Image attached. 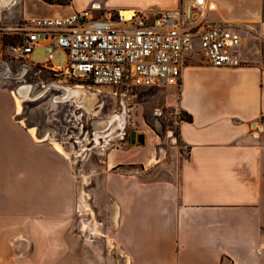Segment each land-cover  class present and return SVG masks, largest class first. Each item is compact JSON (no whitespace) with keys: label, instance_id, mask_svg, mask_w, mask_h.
I'll return each instance as SVG.
<instances>
[{"label":"crops","instance_id":"crops-1","mask_svg":"<svg viewBox=\"0 0 264 264\" xmlns=\"http://www.w3.org/2000/svg\"><path fill=\"white\" fill-rule=\"evenodd\" d=\"M160 1L149 9L179 3ZM209 1L221 9L216 22L232 20L224 0ZM59 7L0 0V26L18 34L33 18L97 14L100 4L73 0L64 15ZM244 56L241 67L195 62L183 69L171 93L179 91L178 107L193 122H178L184 147H171V161L157 143L107 153L98 189L106 231L84 224L115 243L120 264H264V60L245 47ZM19 114L15 96L0 85V264H102L74 233V160ZM135 164L143 171L114 170Z\"/></svg>","mask_w":264,"mask_h":264},{"label":"rangeland","instance_id":"rangeland-1","mask_svg":"<svg viewBox=\"0 0 264 264\" xmlns=\"http://www.w3.org/2000/svg\"><path fill=\"white\" fill-rule=\"evenodd\" d=\"M95 1L100 4L97 14L95 13L96 10L93 11L98 16H104L109 12L119 13L125 9L141 10L145 8V10H149L161 2L160 0ZM224 1L228 5L227 11L232 17L228 23L243 28L248 26L259 27L261 20L264 19V0ZM57 6H61L56 9H59L63 15L69 12L66 6ZM44 8L49 9L48 7ZM220 11L221 9L209 11L206 22L218 21L216 17L220 16ZM3 28L4 26H0V85L14 96L20 87L26 85L31 87L30 95L25 98L21 97L23 102L19 119L23 120L29 127H35L39 130V137L49 135L56 142L62 143L75 162V176L78 185L77 204L83 203L85 198L90 203L85 206L89 208L85 217L78 214L75 216L74 233L77 242L82 243L85 240L91 244L86 245L87 248H92L91 257L99 258L102 264H120L119 255L113 249L115 243L108 237L105 238L100 234L96 237V235L91 234L89 227L84 224L87 223L89 226L95 225L96 227L102 223L101 227L104 228L105 222H107V218L102 212L105 200L102 204L98 194L100 182L105 175L103 161L110 151L121 153L131 148L138 150L142 147L153 146L155 143H157L158 150L162 152L161 158L166 157L167 161H171L173 159L171 147L175 145L184 147L179 136L178 122L186 116L185 112L178 107L179 91L172 95L173 86L129 90L99 87L81 77L56 76L48 68L40 72L36 64H43L48 60L47 47L39 46L31 55V60L36 64L30 60L18 61L11 55L10 45L19 39V35L6 34ZM243 35L244 47L250 57L259 55L264 60V44L255 41L253 35L246 32ZM258 49H260L259 53L257 52ZM68 63L67 52L62 49L56 50L52 64L58 69H65ZM197 64H201V62ZM55 85L60 87L80 86L87 91L91 90V93L96 92L95 99H93L94 103L91 106L92 110H87L84 103L74 99L61 100L60 97L63 95L64 89L54 88ZM113 115L122 117L123 120L121 122L120 119L116 120L115 125L113 124L110 129L111 131L102 132L101 136H110L99 138L100 143L97 144L96 132L99 130V124L101 121L110 119ZM134 131L145 136L144 144L140 145L138 138L136 144L132 143ZM167 150L169 153L165 156L164 153ZM143 169L144 166L137 164L114 168V170H118L117 172H139ZM149 174L152 178L159 175L158 171ZM105 229L106 227L104 232Z\"/></svg>","mask_w":264,"mask_h":264},{"label":"built area","instance_id":"built-area-1","mask_svg":"<svg viewBox=\"0 0 264 264\" xmlns=\"http://www.w3.org/2000/svg\"><path fill=\"white\" fill-rule=\"evenodd\" d=\"M211 3L179 0L173 9L134 10L130 16L122 11L96 16L93 8L33 18L18 33L10 52L16 60L27 61L36 48L45 46L48 60L39 64L40 72L48 68L56 76L81 77L99 87H180L183 69L192 63L218 68L247 63L244 32L264 44V19L259 27L246 28L209 23ZM57 49L68 54L65 69L52 64ZM87 211L83 203L77 204L79 216L85 217Z\"/></svg>","mask_w":264,"mask_h":264},{"label":"bare ground","instance_id":"bare-ground-1","mask_svg":"<svg viewBox=\"0 0 264 264\" xmlns=\"http://www.w3.org/2000/svg\"><path fill=\"white\" fill-rule=\"evenodd\" d=\"M211 6H212V10H216V9L219 8L218 4L215 3V2H212L211 3ZM122 12H123L124 15L130 16L134 12V10H131V11H122ZM58 87L61 88V89H64V93L60 97L61 100L67 101V100L74 99V100H76V101H78L80 103H84L85 104L84 106L87 108V110H90V111L92 110L91 109V106H92V103H94L93 102V99H95V93L96 92L95 93H91L90 92L91 90L90 91H87V90H85L84 88H82L80 86H76V87H70V86H68V87L61 86L60 87V86H56L54 88H58ZM52 88H53V86H52ZM86 89H88V88H86ZM30 92H31V87L26 85V86L20 87L17 90V92L15 93L16 94L15 95L16 105H17V109H18V112L19 113L21 112L22 102H23V100L21 99V97H23V98L28 97L30 95ZM93 106H95V105H93ZM119 119H120V122L123 120L122 117L119 118V116L113 115L110 119L101 121V123L99 124V130L96 132V142H97V144L100 143L99 138H102V137L108 138L110 136V135L108 137L107 136H103V135L101 136V134H102V132H105V131H111L110 129L113 126L114 122L116 120H119ZM32 129H33V131L36 130L35 127L32 128ZM94 138H95V136H94ZM104 140H106V139H104ZM55 145L59 149V151H61L62 153L66 154V155H69L68 152L63 147L62 143H59V142H56L55 141ZM86 149H87V147H86Z\"/></svg>","mask_w":264,"mask_h":264},{"label":"trees","instance_id":"trees-1","mask_svg":"<svg viewBox=\"0 0 264 264\" xmlns=\"http://www.w3.org/2000/svg\"><path fill=\"white\" fill-rule=\"evenodd\" d=\"M42 1L47 4H51V5L69 6L72 4L73 0H42ZM36 67L39 68V70L41 69L39 64ZM185 116L186 118H181V120L187 121V122H193V116L191 114L185 112ZM263 121H264V117H263Z\"/></svg>","mask_w":264,"mask_h":264},{"label":"water","instance_id":"water-1","mask_svg":"<svg viewBox=\"0 0 264 264\" xmlns=\"http://www.w3.org/2000/svg\"><path fill=\"white\" fill-rule=\"evenodd\" d=\"M137 138H138V143L140 145L145 143V136L143 134H137V132L134 131L133 134H132V143L133 144H136Z\"/></svg>","mask_w":264,"mask_h":264}]
</instances>
